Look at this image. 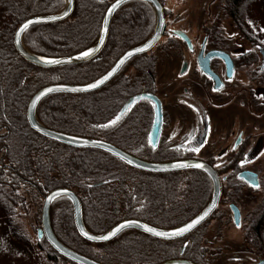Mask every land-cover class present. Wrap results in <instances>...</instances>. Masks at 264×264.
<instances>
[{
	"label": "trees",
	"instance_id": "1",
	"mask_svg": "<svg viewBox=\"0 0 264 264\" xmlns=\"http://www.w3.org/2000/svg\"><path fill=\"white\" fill-rule=\"evenodd\" d=\"M249 4L250 0H227L225 9L241 22ZM64 7L65 0H0V207L9 223L16 209L24 211L28 202L35 208L34 215L38 213L37 202L57 188H68L77 194L85 225L95 234L104 233L128 219L165 229L189 221L212 198V182L204 172L141 171L105 151L72 148L30 127L27 108L36 92L53 84L92 82L119 54L111 51L107 61L54 69L39 68L25 61L14 46L18 27L32 17L57 14ZM100 15L94 5L87 6V0H77L75 12L66 20L29 29L24 35V45L32 53L46 58L76 55L91 44L99 28ZM131 33L130 28L120 30L115 47L121 44L120 37ZM122 91L118 81L113 80L109 86L92 93L55 94L40 103L37 116L49 129L111 142L143 158L142 153H135L134 148L119 141L123 116L118 118L116 114ZM152 156L144 159L157 161L163 157L160 152ZM229 188L224 185V191ZM29 196L32 200L27 199ZM51 222L56 237L63 244L103 264H136L140 263L137 256L152 257L164 251V242L135 230L106 244L84 240L74 224L72 203L66 198L53 203ZM205 229L201 227L191 234L196 245L202 243ZM10 230L11 234L19 236L12 224ZM140 236H146L161 248L153 247L149 239L148 244L136 240ZM40 242L45 243L44 251L52 264H75L60 256L45 239H39ZM179 243H172V256L180 252ZM95 248L99 250L95 252Z\"/></svg>",
	"mask_w": 264,
	"mask_h": 264
},
{
	"label": "flooded vegetation",
	"instance_id": "2",
	"mask_svg": "<svg viewBox=\"0 0 264 264\" xmlns=\"http://www.w3.org/2000/svg\"><path fill=\"white\" fill-rule=\"evenodd\" d=\"M117 1L87 0V6L94 5L101 15L96 35L86 50L99 42L106 13ZM156 1L163 15L161 39L149 52L128 60L102 87L117 80L123 90L116 114L118 118L123 116L119 141L134 148L135 153H142L141 159L154 157L156 152L163 155L157 161H146L205 162L218 172L223 192L217 210L198 228L206 227V235L198 245L191 237L198 229L174 241L159 240L135 230L164 242L163 253L137 256L140 263L136 264H163L177 259L194 264H231L237 259L245 264H260L264 262V57L261 53L263 61L258 71V61L252 58L253 49L247 46L259 52L264 46L248 33L246 12L244 21L239 22L226 11L227 0H179L176 5H171V0ZM76 6L77 0L73 13ZM157 26L154 0L122 2L111 18L103 50L89 62L107 61L109 52H119L102 70L101 76L105 75L125 53L148 42ZM127 28L132 33L120 37L121 44L115 47L117 33ZM141 95H152L159 100L162 119L156 102L150 98L135 100L120 115L132 98ZM156 124H161V132L155 148L152 131ZM126 126L128 130L124 129ZM192 148L200 151L193 152ZM259 149L261 153L256 155ZM244 173L255 174L259 187L242 178ZM241 184L250 191H237L243 188ZM224 185L230 187L229 191H224ZM233 206L240 213L239 226ZM229 226L243 228L241 245L229 239ZM146 236L136 240L148 244L150 239ZM151 242L153 247L161 248ZM174 242H180L181 250L172 256Z\"/></svg>",
	"mask_w": 264,
	"mask_h": 264
},
{
	"label": "water",
	"instance_id": "3",
	"mask_svg": "<svg viewBox=\"0 0 264 264\" xmlns=\"http://www.w3.org/2000/svg\"><path fill=\"white\" fill-rule=\"evenodd\" d=\"M126 0H119L115 4H113L109 10L106 13L105 21L103 25V31L101 38L99 42L92 48L85 50L81 53H78L76 55L52 59V58H46L39 56L37 54L32 53L29 51L25 45H24V35L26 32L38 25H45V24H53L57 22L64 21L67 19L74 11L75 8V0H66V7L63 11L49 16H37L32 17L25 21L23 24H21L18 29L15 32L14 35V46L18 54L28 63L39 67L43 69H54V68H60L65 66H74V65H80L87 63L99 56L101 51L103 50L107 36H108V30H109V24L111 21V18L116 11L117 7L120 6L122 2ZM156 11L158 15V26L154 33V35L150 38L148 42L141 45L140 47H137L127 53H125L115 64L114 66L103 76L99 77L98 79L86 83V84H53L48 85L42 89H40L38 92L34 94V96L31 98L28 108H27V119L29 122L30 127L32 130L37 132L38 134L51 139L53 141L59 142L61 144L67 145L72 148L76 149H97L101 151H105L122 162H124L126 165L141 170L145 172H152V173H171V172H178V171H186V170H199L204 172L208 175L212 182L213 187V194L210 203L192 220L187 222L186 224L173 228V229H158L155 227H152L144 222L138 221V220H124L122 222L117 223L112 228H110L108 231L101 233V234H95L92 233L87 226L85 225L84 219H83V209H82V203L77 194L68 189V188H57L53 191H50L47 195L44 197L42 209H41V221L40 226L41 228L38 230V237L39 239H45L48 244L62 257L65 259L75 263V264H103L98 261H95L71 248L63 244L55 235L53 228H52V222H51V208L54 202L61 198L68 199L73 206V217H74V224L76 227V230L78 234L86 241L94 244H106L113 240H115L121 233H123L126 230H137L140 231L148 236H151L153 238L159 239V240H166V241H174L178 239H182L188 234L192 233L194 230L198 229L201 225H203L207 220L211 218V216L214 214V212L217 210L222 192H223V182L218 174V172L209 164L198 161V160H183V161H175V162H167V163H155L151 161H146L144 159L138 158L134 155L129 154L128 152L124 151L123 149L117 147L116 145L109 143L107 141L99 140V139H93L88 137H81L76 135H70L66 133H62L59 131H55L52 129H49L48 127L44 126L38 119L37 116V109L40 103L46 99L49 96L55 95V94H87L95 92L99 89H101L103 86H105L108 82H110L116 74L121 70V68L127 63L128 60L131 58L145 54L152 50L155 45L159 42L162 35V29H163V15L161 12L159 4L156 0ZM28 21H32L31 24H29L28 28L25 30H21L22 26ZM84 52H90L91 54L87 57L83 56L82 54ZM261 53L264 57V50H261ZM46 61H56L55 63H48ZM206 69V67H204ZM233 69L231 70V72ZM208 72V71H207ZM102 81V82H101ZM96 84L97 86L94 88H88V85ZM49 89H52V91H48ZM150 98L154 100L157 104V107L159 108V115L161 117V103L159 100H157L156 97L152 95H141L138 97L132 98L123 108L120 115L123 114L129 107L134 103L137 99H145ZM162 119V117H161ZM161 124H156L154 126V129L152 131V138L155 140L153 141V145L156 148L158 146V138L160 136V130H161ZM196 164H203V168H196L194 165ZM186 165V166H181ZM242 178L249 181L253 185H258V179L255 174H243ZM233 210L235 213V220L237 225H239L240 222V213L239 210L233 206ZM202 217V219H201ZM193 220H199V223H197L193 228H191L189 231L185 232L183 235L180 236H156L153 233H150L145 230V226L149 228H154L158 232H164V233H174L178 228H183L186 225L190 224ZM128 225L126 227H120L121 225ZM117 229H119L117 231ZM85 233L87 235H85ZM113 233H115L113 235ZM107 236L108 239H89L88 237H103ZM163 264H194L193 262H190L188 260L183 259H177V260H171L167 261ZM260 264H264V262H261Z\"/></svg>",
	"mask_w": 264,
	"mask_h": 264
},
{
	"label": "rangeland",
	"instance_id": "4",
	"mask_svg": "<svg viewBox=\"0 0 264 264\" xmlns=\"http://www.w3.org/2000/svg\"><path fill=\"white\" fill-rule=\"evenodd\" d=\"M179 0H171V5H176ZM246 28L248 33L253 37L260 40L258 43L264 46V0H250V4L246 8ZM245 48V45L244 47ZM253 49L252 58L258 61V71L262 65L263 57L261 52L256 48L247 46V49ZM261 150H257L256 155H259ZM258 157V156H257ZM243 188L242 191H250L248 187L241 184ZM252 191V190H251ZM22 192V191H20ZM26 193L25 191H23ZM28 200H32V197H27ZM43 205V199L37 202V207H40L38 213L34 215L33 206L27 204V209L24 211L16 209V213L11 216V223L6 217L5 212H3L0 207V264H52L47 259V253L44 251L45 243H39L38 230L41 228V209ZM37 215V216H36ZM11 224L16 227V232L19 236H14L11 234ZM229 239L236 243V245H241V237L243 236V228H238L237 226H229L227 229ZM240 240V241H239ZM42 241V239H41ZM99 248H95L94 251L97 252ZM233 256V254L229 255ZM237 258L235 255L233 256ZM239 261L238 259L231 264H245V261Z\"/></svg>",
	"mask_w": 264,
	"mask_h": 264
},
{
	"label": "snow or ice",
	"instance_id": "5",
	"mask_svg": "<svg viewBox=\"0 0 264 264\" xmlns=\"http://www.w3.org/2000/svg\"><path fill=\"white\" fill-rule=\"evenodd\" d=\"M31 23H32V21H28V23H26V24H24L22 26V29L21 30L23 31V30L27 29L28 26H29V24H31ZM261 31H264V29H261ZM90 54H91L90 52H84L82 55L85 56V57H87ZM46 62H48V63H55L56 61H46ZM96 86H97L96 84H91V85H88V88H94ZM48 91H52V89H49ZM192 151L198 153L200 151V149L199 148H192ZM181 166H186V165H181ZM194 166L196 168H203L204 167L203 164H196ZM254 186L255 187H259V185H254ZM201 219H202V217H201ZM197 223H199V220H193L190 224L186 225L183 228H178L174 233H171V234L164 233V232H158L154 228H149V227H146V226H145V230L148 231V232H150V233H153L156 236H169V235L180 236V235H183L185 232L189 231L191 228H193ZM126 226H128V225L127 224L126 225H121L120 227L122 228V227H126ZM237 226H239V225H237ZM118 230L119 229H117V231ZM114 234L115 233H113V235ZM85 235H87V234L85 233ZM88 238L89 239H108L109 237L103 236V237H99V238H97V237H88Z\"/></svg>",
	"mask_w": 264,
	"mask_h": 264
}]
</instances>
